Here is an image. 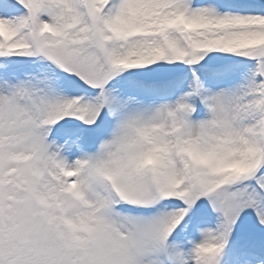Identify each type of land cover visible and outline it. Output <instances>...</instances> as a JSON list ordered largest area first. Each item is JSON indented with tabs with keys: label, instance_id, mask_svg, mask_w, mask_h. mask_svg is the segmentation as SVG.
Here are the masks:
<instances>
[{
	"label": "snow or ice",
	"instance_id": "snow-or-ice-1",
	"mask_svg": "<svg viewBox=\"0 0 264 264\" xmlns=\"http://www.w3.org/2000/svg\"><path fill=\"white\" fill-rule=\"evenodd\" d=\"M0 264H264V0H0Z\"/></svg>",
	"mask_w": 264,
	"mask_h": 264
}]
</instances>
